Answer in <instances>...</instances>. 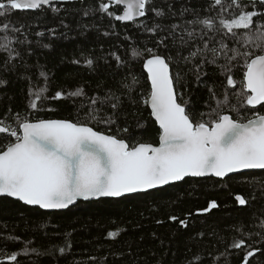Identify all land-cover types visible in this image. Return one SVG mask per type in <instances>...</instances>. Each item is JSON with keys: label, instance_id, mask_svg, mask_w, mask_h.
Returning a JSON list of instances; mask_svg holds the SVG:
<instances>
[{"label": "trees", "instance_id": "obj_1", "mask_svg": "<svg viewBox=\"0 0 264 264\" xmlns=\"http://www.w3.org/2000/svg\"><path fill=\"white\" fill-rule=\"evenodd\" d=\"M154 3L165 11L171 5L177 15L161 18L149 12L135 23L123 24L96 11L99 0H53L52 5L42 9L14 10L6 20L0 18V24L7 22L19 28L20 32L9 35L24 42L10 46L20 55L7 65V53L0 51V119L16 127L17 114L21 119L27 117L29 120L75 119L77 109H81L80 118L83 119L91 106L90 98H103L109 91L120 95L118 90L122 82H130L135 76L140 84L135 91L121 97V107L114 117L116 124L93 123L91 126L111 135L117 134L118 127L127 126L132 137L130 144L157 145L160 130L148 107L140 102L149 86L142 68L143 58L132 56V50L157 49L158 40L167 33L157 30L154 34L147 29L156 24L171 25L191 20L193 12L199 13L201 18L214 17L218 23L221 6L211 8L212 0H154ZM228 4L229 0H223V6L228 10L221 15L226 19L231 18V12L238 11L228 8ZM53 7L58 11L53 12ZM184 8L191 11L181 18L179 13ZM256 8L264 10V5L257 4ZM112 10L120 14L122 8L113 5ZM247 10H253L251 5ZM254 20L264 22V17ZM237 31L243 33L244 30ZM3 35L0 32V36ZM221 39L229 48L244 51L230 34H216L215 40ZM202 43L196 39L193 46H202ZM169 45L168 50L162 46L157 50L161 55L175 57L177 49L170 41ZM182 54L186 56L188 49L185 48ZM89 59L93 61L92 65L87 64ZM242 63L241 59L232 69L237 81L243 76ZM227 65L224 56L217 64L203 65L199 82L196 73L190 70L193 65H186L182 60L171 65L173 75L179 73L182 77L177 90L184 99L190 98L189 110L197 118L200 113H208L209 105L216 107L210 88L223 99L226 88L223 72ZM41 72L46 73V81ZM45 85L48 88L46 96L63 91L66 98L47 101L45 110H32L29 102L34 97L30 90L34 92ZM77 89H83L85 95L67 97V93ZM236 91L239 86L235 90L228 89L230 95ZM240 103L231 96V104L224 108V114L242 119V122L251 118L253 111L264 114L262 106L251 109L240 107ZM231 105L240 108L239 116L231 110ZM97 106L102 107L103 115H111L108 105ZM4 135L0 134V138ZM236 195L245 198L247 203L240 205ZM212 200L218 207L203 212ZM171 216L179 219L173 221L169 219ZM179 220H185L188 226H182ZM262 224L264 171L240 173L224 180L186 178L154 191L119 199L78 202L65 211H42L0 197V264H189L197 254L204 258L202 264H243L248 251L254 252L249 264H264ZM109 232L118 235L112 238ZM240 240L245 242L244 245L233 248L232 244ZM66 244L71 247L61 254L58 249ZM13 253L17 254V261L8 262L6 257Z\"/></svg>", "mask_w": 264, "mask_h": 264}, {"label": "snow or ice", "instance_id": "obj_2", "mask_svg": "<svg viewBox=\"0 0 264 264\" xmlns=\"http://www.w3.org/2000/svg\"><path fill=\"white\" fill-rule=\"evenodd\" d=\"M52 4L53 0H0V18L6 20L14 10H36ZM257 4L264 5V0H229L228 8L238 11L231 12V18L226 19L221 15L228 10L223 6V0H212L211 8L221 6L218 23L214 17L201 18L199 13L193 12L191 20L171 25L156 24L147 29L154 34L157 30L167 33L158 40L157 49L162 46L168 50L170 41L171 46L177 49L175 57L161 55L154 48L132 50V56L143 58L149 86L140 102L150 108L151 117L159 125L158 145L130 144L132 137L127 126L118 127L115 135L105 134L91 126L93 123L116 124L114 117L121 107V97L135 91L140 84L135 76L130 82H122L118 90L120 95L109 91L103 98H90L91 106L83 119L80 118L81 109H77L75 119L29 120L27 117L21 119L17 114L16 127L0 119V134H5L0 138V196L13 197L40 209L59 210L67 209L80 199L122 197L183 181L186 177L224 180L229 174L242 170H264V114L253 111L246 122L224 114V108L231 104V96L241 102L240 107H264V22L254 20L264 17V10H257ZM113 5H122V14L113 11ZM249 5L253 10H247ZM52 11L58 9L53 7ZM96 11L117 21L133 23L149 12L161 18L169 14L177 15L171 5L165 11L157 7L154 0H99ZM189 11L184 8L179 16L183 18ZM237 30L244 31L240 33ZM0 32L4 34L0 36V51L7 53V65L20 55L10 46L24 42L9 35L10 32H20V29L7 22L0 24ZM222 32L225 36L230 34L244 51L229 48L223 39L216 41V34ZM196 39L203 42L202 46H193ZM185 48L188 49L186 56L182 54ZM229 52L232 55H228ZM221 56L228 61L223 72L226 77L223 99L218 98L210 88L209 93L216 107L209 105L208 113H200L197 118L189 110L190 98L184 99L177 90L182 77L179 73L173 75L171 65L180 60L186 65H193L190 70L196 73L199 82L203 65L217 64ZM116 59L120 61V57ZM241 59L243 76L237 81L233 78L232 69L239 65ZM87 64L92 65L93 61L89 59ZM40 75L47 80L46 73L41 72ZM125 81H128L127 77ZM238 86L239 91L230 95L228 89L235 90ZM47 91L46 85L34 92L30 90V95L34 97L29 102L32 110H45L47 101L66 98L63 91H57L51 97L45 95ZM83 95V89L67 93L68 98ZM97 105H108L111 115H103L102 107ZM231 110L240 115L239 107L231 105ZM235 199L240 205L247 203L240 195H236ZM217 207V202L212 200L202 211L208 212ZM169 219L176 221L179 218L171 216ZM179 222L184 227L188 226L185 220ZM261 226L264 227V224ZM108 235L115 238L118 233L109 232ZM244 243L240 240L232 247L241 248ZM70 247L66 244L58 251L64 254ZM253 256L254 252L248 251L243 264H249V258ZM6 259L17 261V254L13 253ZM203 260L197 254L189 264H202Z\"/></svg>", "mask_w": 264, "mask_h": 264}, {"label": "water", "instance_id": "obj_3", "mask_svg": "<svg viewBox=\"0 0 264 264\" xmlns=\"http://www.w3.org/2000/svg\"><path fill=\"white\" fill-rule=\"evenodd\" d=\"M121 8H123V6L121 5L120 6ZM120 14H122V10H121V12H120ZM141 18V17H140ZM139 19V18H138ZM120 23H123V24H125V23H129V22H122V21H119ZM142 68H143V66H142ZM143 71H144V73H145V75H146V77H147V73H146V71L143 69ZM257 107H259V106H257ZM149 109V111H150V108H148ZM152 119L154 120V118L152 117ZM155 121V120H154ZM246 122V121H245ZM156 123V122H155ZM156 125H157V127H158V129H159V125L156 123ZM106 134V133H105ZM158 143H159V138H158ZM158 145V144H157ZM251 171H264V170H261V169H251V170H242V172H240V173H246V172H251ZM240 173H232V174H229V177L230 176H233V175H236V174H240ZM186 178H215V179H219V178H216V177H186ZM185 178V179H186ZM220 180V179H219ZM179 182H181V181H179ZM179 182H174V183H171V184H169V185H172V184H175V183H179ZM169 185H164V186H161V187H158V188H154V189H150V190H148V191H146V192H150V191H154V190H157V189H160V188H163V187H165V186H169ZM146 192H138V193H131V194H126L125 196H122V197H102V198H100V199H119V198H123V197H126V196H130V195H135V194H139V193H146ZM0 197H6V196H0ZM7 198H10V199H13V200H16V201H19V200H17L16 198H13V197H7ZM99 199V200H100ZM89 201H97L96 199H93V200H88V201H85V200H83V199H80V200H78L74 205H70L68 208H70V207H73V206H75L78 202H89ZM20 203H22V204H24L22 201H19ZM24 205H26V204H24ZM26 206H29V207H35V208H38V209H40L39 208V206H35V205H26ZM67 208V209H68ZM67 209H59V210H46V209H40V210H42V211H47V212H54V211H65V210H67ZM8 262H11V261H9V260H7Z\"/></svg>", "mask_w": 264, "mask_h": 264}]
</instances>
